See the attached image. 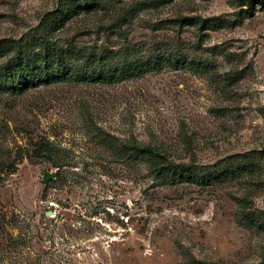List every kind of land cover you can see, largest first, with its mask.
Listing matches in <instances>:
<instances>
[{
    "label": "rangeland",
    "instance_id": "obj_1",
    "mask_svg": "<svg viewBox=\"0 0 264 264\" xmlns=\"http://www.w3.org/2000/svg\"><path fill=\"white\" fill-rule=\"evenodd\" d=\"M43 36L125 74L9 90ZM1 40L0 264H264V0H0Z\"/></svg>",
    "mask_w": 264,
    "mask_h": 264
},
{
    "label": "trees",
    "instance_id": "obj_2",
    "mask_svg": "<svg viewBox=\"0 0 264 264\" xmlns=\"http://www.w3.org/2000/svg\"><path fill=\"white\" fill-rule=\"evenodd\" d=\"M5 42V41H4ZM40 43L43 44L44 55L33 51L27 45H21L20 48L11 55L6 61V64L3 70L6 72V77L9 80H14L16 74H20L19 79L15 84L11 81L9 82V90L17 93H22L31 87H36L42 84H50L53 82H59L66 79L79 78V80H98L102 81L104 79L113 80L116 76L124 75V71L111 73V71L103 74L102 72L90 71L80 72L78 70H71L67 67L62 68L66 64L67 60H70L72 56L76 58L79 56V51L72 50H63L58 42H52L46 39V37H41ZM3 46V40L0 41V47ZM24 47V48H23ZM3 53L0 51V56ZM92 57V56H91ZM90 56L86 59L90 60ZM81 58V57H80ZM82 57L81 59H84ZM2 59V58H1ZM173 60V58H169ZM59 63H61L59 66ZM58 64V65H57ZM132 69L129 68L127 72H130ZM129 74V73H126ZM131 76V75H130ZM78 80V79H77ZM132 151L139 153L140 155H146L150 153V148L148 146L140 147L139 145H130ZM169 170L168 168H155V172L159 176H163V172ZM174 172V171H173ZM172 180H192L194 179L192 173L189 169H179L177 172L171 174Z\"/></svg>",
    "mask_w": 264,
    "mask_h": 264
},
{
    "label": "water",
    "instance_id": "obj_3",
    "mask_svg": "<svg viewBox=\"0 0 264 264\" xmlns=\"http://www.w3.org/2000/svg\"><path fill=\"white\" fill-rule=\"evenodd\" d=\"M49 177H50L49 172H47L46 175H45V178L47 179Z\"/></svg>",
    "mask_w": 264,
    "mask_h": 264
}]
</instances>
